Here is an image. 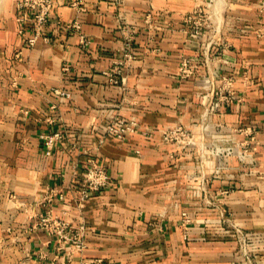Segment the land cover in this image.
<instances>
[{
    "label": "crops",
    "instance_id": "crops-1",
    "mask_svg": "<svg viewBox=\"0 0 264 264\" xmlns=\"http://www.w3.org/2000/svg\"><path fill=\"white\" fill-rule=\"evenodd\" d=\"M16 1L0 0V264H264L263 0H222V29L199 32L201 0H55L34 45ZM126 23L137 28V57L115 83L107 71ZM184 56L195 68L187 77ZM113 115L139 130L107 134ZM175 123L203 150L164 141L160 129ZM56 129L64 136L47 153L42 133ZM91 157L111 183L80 205ZM48 209L87 226V246L71 259L39 223Z\"/></svg>",
    "mask_w": 264,
    "mask_h": 264
},
{
    "label": "built area",
    "instance_id": "built-area-1",
    "mask_svg": "<svg viewBox=\"0 0 264 264\" xmlns=\"http://www.w3.org/2000/svg\"><path fill=\"white\" fill-rule=\"evenodd\" d=\"M118 4H123L124 0H115ZM17 6L21 11V14L17 17L20 24V32L25 36V40L29 45H34L38 36L44 33V25L49 21L53 8L55 5V0H17ZM212 3H209V6ZM213 5V4H212ZM262 8H264V0L262 2ZM194 18V29L199 32L201 27L209 26L213 28V31H219L222 29L221 23L222 19L218 18L216 13L214 16L208 15L206 9H202L201 6L195 10ZM212 13V12H211ZM146 21L152 23V13L147 12ZM31 23L33 27V34H27V25ZM66 25L74 28L79 32L80 43L83 47H86L91 39L89 36L81 31V22L79 20H73L68 22ZM122 44L121 53L122 56L114 61V69L107 71L110 79L118 83L123 77L125 70L124 65L131 62V60L137 57L134 42L137 34V28L134 24H124L122 26ZM47 37V34L46 36ZM68 69V66H64ZM194 66L191 64V59L188 56H184L182 63L180 65L181 75L187 77L194 72ZM53 92L60 98H68L71 93L68 89L62 87L53 88ZM219 101L215 102V106H219ZM54 103L51 107H56ZM206 112V111H205ZM52 121L56 120L54 115L49 116ZM139 123L135 119H127L121 115H113L105 123V132L117 136L119 138H124L127 134L137 132L139 130ZM142 133L145 135H151L152 131L147 129H141ZM162 138L167 142H175L181 146H192L197 150H203L202 145H198V138L195 131L190 127L182 123H175L172 125L164 126L160 129ZM44 137V143L47 153H51L56 142L63 138L64 130L56 129L49 133H42ZM220 151V150H218ZM237 148H228L224 152V160L228 162V156L232 152H236ZM222 152V151H220ZM238 152V151H237ZM111 183V176L107 171V165L105 162L99 161L94 157L89 158L86 164V173L83 178L82 184L79 189V204L82 205L91 196L92 192L101 190L107 187ZM48 195L45 196L47 198ZM186 214V212H184ZM189 220V218H186ZM39 223L44 226L50 233L57 234L61 240L60 247H68V258L71 259L73 254L82 251L87 246L86 242V231L87 226L85 223L80 222L75 224L72 219L64 218L51 209L40 214ZM231 231L239 241L240 248L243 253L250 255L248 253V234L240 226L234 225Z\"/></svg>",
    "mask_w": 264,
    "mask_h": 264
},
{
    "label": "rangeland",
    "instance_id": "rangeland-1",
    "mask_svg": "<svg viewBox=\"0 0 264 264\" xmlns=\"http://www.w3.org/2000/svg\"><path fill=\"white\" fill-rule=\"evenodd\" d=\"M222 0H201V4H200V6H201V8L204 10V9H206L207 11H208V15L210 16V15H212V16H214V14L216 13V15L218 14V15H220L219 14V11H221V9H222V7H221V5H222V2H221ZM221 2V3H220ZM209 3H212V4H210V6H209ZM212 12V13H211ZM218 17V16H217ZM219 18V17H218ZM222 23H223V20H222ZM221 23V26H223V24Z\"/></svg>",
    "mask_w": 264,
    "mask_h": 264
},
{
    "label": "bare ground",
    "instance_id": "bare-ground-1",
    "mask_svg": "<svg viewBox=\"0 0 264 264\" xmlns=\"http://www.w3.org/2000/svg\"><path fill=\"white\" fill-rule=\"evenodd\" d=\"M224 1H225V0H224ZM221 2H222V1H221ZM221 2H220V3H221ZM221 7H222V6H221Z\"/></svg>",
    "mask_w": 264,
    "mask_h": 264
}]
</instances>
